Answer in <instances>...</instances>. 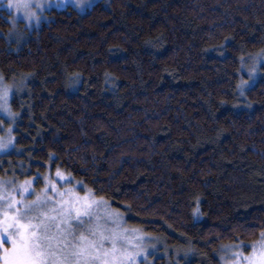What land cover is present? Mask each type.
<instances>
[{
  "label": "trees",
  "instance_id": "16d2710c",
  "mask_svg": "<svg viewBox=\"0 0 264 264\" xmlns=\"http://www.w3.org/2000/svg\"><path fill=\"white\" fill-rule=\"evenodd\" d=\"M9 27L0 15L18 151L0 175L59 167L127 223L192 247L188 264L261 237L264 61L238 85L264 50V0H99L53 9L25 40Z\"/></svg>",
  "mask_w": 264,
  "mask_h": 264
},
{
  "label": "snow or ice",
  "instance_id": "6c2138e0",
  "mask_svg": "<svg viewBox=\"0 0 264 264\" xmlns=\"http://www.w3.org/2000/svg\"><path fill=\"white\" fill-rule=\"evenodd\" d=\"M75 2L82 7L85 4V0ZM53 3L59 6L66 0H47V3L41 0H7V8L17 12L23 10L29 21L35 18L39 23L40 16L33 9L52 7ZM261 61H264V50L256 57V66L250 69L252 85L248 80H242L238 85L241 95L245 86H254L253 77ZM2 81L3 77H0ZM9 95L10 86L0 83V110L15 117L17 114L8 104ZM12 144L11 137L7 141L0 139V150ZM55 176L63 183L71 180L70 174L65 175L59 168ZM45 179L42 192L31 201L23 199V196L35 191L32 180L25 181L18 189L14 187L12 191L4 187L10 181L0 180V264H138V258L142 254L147 255L143 234L123 228L119 222L122 214L107 208L98 214L108 201L92 199V189L81 196L75 188L61 189L50 177ZM76 187H83V181H76ZM16 191L20 192L21 198H17ZM49 205L51 207H47ZM93 218L95 223L84 228L85 219ZM108 223L115 227H108ZM249 246L251 254L234 255L247 264H264V231L261 239Z\"/></svg>",
  "mask_w": 264,
  "mask_h": 264
},
{
  "label": "rangeland",
  "instance_id": "374dc122",
  "mask_svg": "<svg viewBox=\"0 0 264 264\" xmlns=\"http://www.w3.org/2000/svg\"><path fill=\"white\" fill-rule=\"evenodd\" d=\"M98 1L99 0H85V4L82 7L78 5L75 2V0H66V3H63L59 6L53 3L52 7H44L43 9L34 8L33 10L37 13V15L40 16V21L39 23H37L35 18L29 21L24 16L23 10H20L19 12H17L15 9L7 8V0H0V13L4 12L5 10L7 12L6 14H8L6 15L4 13H1L0 15L2 16L4 20L9 22L10 27L9 29H7V34H9V36H11L12 38L20 41V40H25L26 38H28L32 34L34 29L40 27L44 20H48L49 13L53 9H63V8H66L67 6H72L78 9L80 12H85L88 8H90L93 4L97 3ZM41 2L47 3V0H41ZM253 67L254 66L252 67L245 66L243 68V73L245 76L244 78H246V80H248L249 82H252V80L249 79V74H250V69H252ZM258 68L259 66L257 67L256 73L253 77L254 80H255V77L257 76ZM0 83H2L3 85L10 86V95H9L8 104L10 105L11 111L15 113L12 110L10 101L13 95H15L20 88H18L16 84L6 82L4 78H3V81ZM15 118L16 116L15 117L9 116L6 112L0 110V139L7 141L11 137L13 140V144L9 148L0 150V155H6L12 151H18V145L16 143V135L14 134V130L16 127ZM9 128H11V132H9ZM57 168L59 167H53L51 165H48L44 173H39L38 175L28 176L27 172H29V170L23 167H19L17 171H12V173L7 172L3 176L0 175V180L10 181V183H7L4 185V187L8 191H12L14 187L18 189L19 186L24 184L25 181L32 180L33 181L32 188L35 189V191L32 192L31 195L24 194L23 196V199L28 200V201L34 200L36 198V195L42 192L46 184L45 178L47 177H50L54 182H56L57 186L60 187L61 189L69 188V187L75 188L76 192L81 196L85 195L88 192L89 189L85 188L84 186L76 187V181H79V180L75 179L70 173L64 171L61 168L59 169L65 175L70 174L71 180L68 183H63V182L58 181L55 176ZM15 195L17 196V198H21L19 191H16ZM92 199H101V197H98L94 194L92 196ZM47 207H51V206L49 205ZM105 208H107L110 211L120 213L119 211L114 209L108 201L107 205L101 206L98 214H102ZM119 222L123 228H127L130 230L135 229L136 234L138 235L141 233L143 234V245L145 247L147 255L145 256L142 254L138 258V264H159L161 261H165V264H188L192 259L195 258V251L194 249H192V247L186 246V245L173 246L169 244L166 240L161 238L160 236L152 234L138 225L127 223L123 214L121 215ZM92 223H95V218H93L92 220L85 219L84 228H86L89 224H92ZM107 226L115 227V225L111 223H108ZM80 230H83V228H81ZM260 239L261 237L257 241H259ZM257 241H254V242H257ZM241 244L244 245L243 248L239 247ZM251 244L252 243L247 244L245 242H233V243H227L221 246L217 252L219 264H247V261L239 259L236 255H234V253H243V255L245 256L251 254L252 248L249 246ZM225 246H232V247H225Z\"/></svg>",
  "mask_w": 264,
  "mask_h": 264
}]
</instances>
